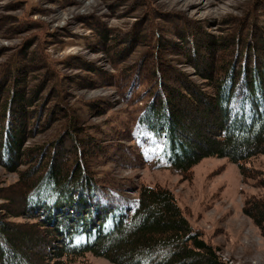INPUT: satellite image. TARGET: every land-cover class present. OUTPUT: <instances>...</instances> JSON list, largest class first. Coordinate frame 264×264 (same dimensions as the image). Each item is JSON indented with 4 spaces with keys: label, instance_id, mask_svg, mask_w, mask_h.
<instances>
[{
    "label": "rangeland",
    "instance_id": "rangeland-1",
    "mask_svg": "<svg viewBox=\"0 0 264 264\" xmlns=\"http://www.w3.org/2000/svg\"><path fill=\"white\" fill-rule=\"evenodd\" d=\"M249 2L0 0V92L10 88L11 83L19 82L17 90L26 99L25 109L14 114L11 121L21 126L23 120L25 122L24 128L21 127L24 131L20 153L39 152L26 159L27 156H20L10 164L1 162L0 158V221L9 223L10 228L21 226L23 229L20 230L26 232L28 227H33L29 234L41 233L48 228L36 224L37 218L26 207L25 201L21 205V200H17L14 189L15 186L18 188L15 184L28 166L35 167L41 158L42 162L59 158L55 154L54 142H57L54 140L61 134L59 127L68 116L59 115L55 107L64 103L68 108L65 115L74 113L79 118V126L87 129L83 136L82 156L98 183L104 185V193L117 191L115 193L130 199L137 196L141 185L164 186L173 193L190 224L201 231L203 239L218 247L223 261L227 264H264V236L251 217L242 211L247 198L264 199V187L255 184L252 178L243 181L237 164L225 157L202 158L192 167L188 178L166 167L157 156L156 142L136 125L137 115L147 99L154 95V90L149 88L148 91L139 86L138 81L132 84V80L124 78L128 75L124 70L130 67L142 69L149 78L147 64L154 58L158 66L166 67L162 59L166 55L165 60L173 66L170 69L175 71L168 72L169 77L173 79L177 73L178 77H185L192 88L210 94L205 79L199 77L193 63L190 65L185 57L187 47L179 45L183 52L181 56L164 45L168 43L173 48L179 44L176 28L187 33L184 21L191 26L199 25L209 35L210 38L202 35L197 39L202 46L208 45L210 50L217 47L212 44L213 40L228 45L233 40L226 35L233 29L236 18L247 12ZM252 10L253 24L258 22L259 27L263 26L255 31L259 37V33L264 32V0H253ZM155 50L162 55L153 57ZM206 53L197 56L198 65L215 67V62L219 61L215 58L216 48L212 56L208 54V57ZM260 62L259 66L263 68L264 56ZM117 82L123 86H118ZM180 91L183 92L182 88ZM2 97L0 95V103L4 101ZM185 103L179 104L184 109L192 107ZM197 110L198 113L186 110L185 119L187 114L204 113L201 107ZM50 111L53 115L42 124L43 116H48L46 113ZM27 112L28 118L19 120ZM39 123L42 124L40 129ZM183 129L193 135L187 123ZM212 136L207 134L205 138ZM88 141L93 146L86 148ZM59 151L71 156L72 149ZM25 162L29 165H24ZM244 164L264 173V154L253 156ZM39 169L38 166L35 168L37 174H46ZM117 194H104V197L114 203L121 196ZM93 209L94 206L89 211ZM50 231L46 233L51 234ZM18 234L21 237V232ZM22 238L20 245L16 244L26 248L28 253L38 248L39 252L47 253L46 246L37 243V239L30 243L24 235ZM0 244V247L4 245ZM39 252L33 253L34 260L41 255ZM83 258L90 264H111L106 258L92 253H86Z\"/></svg>",
    "mask_w": 264,
    "mask_h": 264
},
{
    "label": "trees",
    "instance_id": "trees-1",
    "mask_svg": "<svg viewBox=\"0 0 264 264\" xmlns=\"http://www.w3.org/2000/svg\"><path fill=\"white\" fill-rule=\"evenodd\" d=\"M252 2L250 0L247 12L236 18L233 29L226 35L233 41L226 45L211 39L217 46L215 58L219 60L213 68L199 66L196 61L198 55L206 52L208 57L212 56L215 49L210 50L208 45L197 43L202 35L210 38L199 25L191 26L184 21L187 33L176 28L179 44L173 48L168 43L164 45L180 55L183 52L179 45L187 47L186 56H183L188 57L189 64L193 63L199 77L205 79L210 94L199 92L197 87L192 88L191 83L183 76L181 81L177 73V77H169L168 72L175 71L170 69L173 66L165 60L166 55L162 58L166 67L158 66L154 58L147 64L149 78L137 67L124 70V74H128L125 80H132V84L138 81V85L148 91L149 88L157 91H153L154 95L145 102L136 117V125L156 142L157 156L165 166L185 178L202 158L225 157L237 164L243 181L248 182L252 178L255 184L264 187V173L244 164L249 158L264 154V67L259 66L264 56V32L259 33V37L255 35L256 29L263 26L259 27L258 22L253 24ZM157 54L162 55L155 50L153 57L158 58ZM39 63L42 62L39 60ZM18 83H11L10 88L0 92L4 96L0 103V158L5 164L23 155L27 156L26 159L39 153H20L24 131L21 127L24 128L25 122L23 120L21 126L11 121L14 114L25 109L26 99L18 93ZM181 88L183 92H179ZM58 97L61 101L60 95ZM180 102H187L192 107L187 104L191 108L184 109ZM12 105L18 107V111ZM66 107L64 103L55 107L59 115L68 116L59 127L61 134L54 140L57 142H54L55 154L59 158L52 157L48 162H42L41 158L32 168L28 161L25 162L27 171L15 184L19 185L18 188L15 186L14 189L17 200H21V205L25 201L26 207L37 218L36 224L48 228L41 233L29 234L33 227H28L26 232L20 230L23 229L21 226L10 228L9 223L0 221V243L4 244L0 247V264H90L83 258L86 253L102 256L111 264H227L219 255L218 247L205 241L201 231L190 224L168 188L144 184L137 189L135 198L129 199L120 193L114 203L105 198L104 194H117V191L104 193V185H100L93 176L81 149L87 129L79 126V118L74 113L65 115ZM197 107H201L204 113L187 114L185 119L186 110L198 113ZM52 113L50 111L46 113L48 116H43L42 124ZM24 117L28 118V112L19 120ZM185 123L190 125L193 135L183 129ZM42 124L39 123V129ZM207 134L213 135L212 138H205ZM86 144V148L93 146L89 141ZM71 149V156L59 153V150ZM37 166L46 174H37ZM93 206V211H89ZM242 211L251 217L264 236V199L247 198ZM49 230L51 234L46 233ZM7 231L9 234L6 235ZM18 232H21V237ZM22 235L30 243L37 239V243L46 246L47 253L31 246L33 253H41L34 260L33 253L19 246ZM37 243L33 245L36 247Z\"/></svg>",
    "mask_w": 264,
    "mask_h": 264
}]
</instances>
